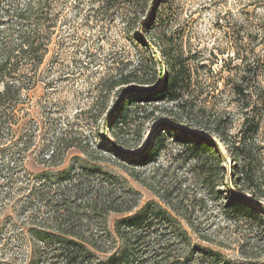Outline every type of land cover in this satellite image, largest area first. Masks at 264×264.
<instances>
[{"label": "rangeland", "instance_id": "374dc122", "mask_svg": "<svg viewBox=\"0 0 264 264\" xmlns=\"http://www.w3.org/2000/svg\"><path fill=\"white\" fill-rule=\"evenodd\" d=\"M62 2L65 11L60 32L41 67L42 82L25 91L20 107L23 125L18 135L23 144L19 149L26 170L20 178L26 180L24 185H30V175L36 178L48 170L42 159L51 150L54 139L63 134L75 147L68 151L63 166L52 171L54 174L74 165L85 187L118 200L116 203L123 208L136 204L132 215L146 208L164 209L175 224L187 230L193 245L221 254L227 264H264V249L255 258L250 256L255 252L248 250L249 245L264 236L260 235L264 228H254L255 224L247 219H238L237 225L227 208L234 193L257 205L264 217V93L256 99L255 112L250 113L255 131L248 132L239 143L244 113L249 110L242 109L232 91L247 54L256 57L255 72L264 88V0H154L144 13L127 6L97 13L92 8L98 4L90 0ZM78 4L84 7L81 12ZM158 9L159 18L151 22ZM155 33L172 36L177 49L182 51L181 65L190 73V88L177 102L147 103L140 98L138 106L159 108L143 122L130 116L125 132L113 134L116 123L118 127L122 124L120 114L132 92H144L139 97L147 94L148 86L140 84L147 78L142 80L139 73L130 78V84L117 87L116 81H105L127 75L140 61L147 65L149 55L156 54L150 39ZM134 109L135 106H129L130 114ZM175 120L182 123L175 124ZM166 126L175 127L192 141L198 136L215 141L227 159L223 165L228 171L232 162L223 139L231 145L244 146V157H248L257 181L258 188L255 186L253 191L262 198L258 200L247 186H232L228 176L213 192L202 182L203 176L190 152L166 134L165 148L154 162L147 166L130 163L147 153L152 141L167 132ZM79 147L92 156L81 153ZM6 157L7 152L0 150V159ZM85 165L98 172L79 169ZM34 184L40 185L35 179ZM27 195L28 191L17 196L24 199ZM163 196L172 199L182 213L189 211L187 217L174 213ZM16 204L17 199H12L0 205V227L8 223L3 233L13 237L12 242L21 248L14 251L21 254L6 252L2 256L0 251V264L31 261L30 243L22 232H27L28 227H13V223L20 227L22 222L14 210ZM2 207L10 216L4 215ZM126 216L109 215L108 227L113 234L116 222ZM188 219L192 220L195 232L187 226Z\"/></svg>", "mask_w": 264, "mask_h": 264}, {"label": "trees", "instance_id": "16d2710c", "mask_svg": "<svg viewBox=\"0 0 264 264\" xmlns=\"http://www.w3.org/2000/svg\"><path fill=\"white\" fill-rule=\"evenodd\" d=\"M90 2L98 4L92 8V11L97 13L109 12L118 6H127L131 10L140 9L144 13L146 9L149 10L154 0ZM63 4L62 0H0V150L7 152V157L0 159V205L3 206L5 201L17 199L14 210H17L22 222L20 227L17 223H12L16 229L28 227L27 232L23 229L22 232L30 243V264H227L221 254L193 245L187 230L175 224L166 210L146 208L132 215L136 204L123 208L122 204L116 203L118 200L105 198L98 189L92 191L85 187L78 179L74 165L54 174L52 171L63 166L68 151L75 147L63 134L54 139L51 150L42 159L48 170L36 178L30 175V185H24L26 180L22 181L20 178L26 172L24 157L20 155L22 150L19 149L23 144L18 135V129L23 125L20 107L25 91H31L42 82L39 79L41 67L55 43L54 37L60 32L62 14L65 11ZM77 8L81 12L84 7L78 4ZM158 14L159 9L157 15H154L155 18L151 17V22H156ZM150 39L154 42L156 54L149 55L150 62L147 61V65L140 61L127 75L121 74L105 81H116L117 87L130 84V78L138 76L139 73L142 80L147 78L140 81V84L148 86L147 94L139 97V94L144 92H136L137 95L132 92L134 95L128 97V103L120 114L122 124L118 127L119 123H116L113 134L120 135L125 132L130 116L143 122L149 120L154 110L159 108L150 110L138 106L140 98H144L142 102L147 103L177 102L190 88V73L181 65L183 53L177 49L173 37L165 33H155ZM255 58L249 54L243 57L244 69L237 73L232 89L242 109L249 110L244 113L246 118L239 132V143L248 132L255 131L252 126L255 120L250 117V113L255 112L256 99L264 93L262 83L255 72L258 68ZM129 106H135L131 114ZM174 123L182 121L175 120ZM175 129L173 126H166L167 132L160 133L154 143L152 141L147 153L129 162L138 166H147L154 162L160 151L165 148L166 134L190 152L201 171L202 182L213 188V192L220 184L223 185L228 176L232 186H247L258 200L262 198L253 191L257 181L248 157H244V146L231 145L227 139H223L232 162L228 171L223 165L227 164V159L215 141L199 136L196 141H192L186 134ZM78 150L92 156L86 149L79 147ZM93 160L97 161L95 158ZM79 169L86 173L98 172L86 165L80 166ZM219 176L221 181L218 183ZM34 179L40 185H35ZM26 191L28 195L24 199L17 196ZM231 194L232 203L227 208L235 223L238 225V219H247L253 226L255 224L254 228H264V217L258 211L257 205L240 199L237 194ZM162 200L177 215L184 217L189 213H182L179 206L169 197ZM5 208L2 209L5 211L4 215H9ZM111 213L128 215L116 222L114 234L108 227V217ZM188 222L187 226L195 232L192 220L188 219ZM7 224L0 227L1 255L6 256V252H11V255L17 256L21 252L14 250L21 248L12 242L13 237H9L7 232L3 233ZM262 233L264 234V231L260 235ZM255 242L257 243L248 246V250L255 252L250 253V256H253L251 258L258 257L257 252L264 249V236Z\"/></svg>", "mask_w": 264, "mask_h": 264}]
</instances>
